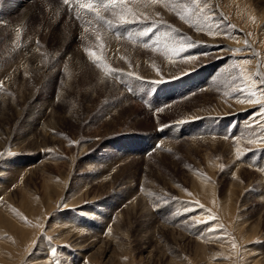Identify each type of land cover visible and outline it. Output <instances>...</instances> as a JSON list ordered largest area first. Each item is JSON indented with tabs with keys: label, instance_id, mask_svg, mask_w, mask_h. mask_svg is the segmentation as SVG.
Here are the masks:
<instances>
[{
	"label": "rangeland",
	"instance_id": "rangeland-1",
	"mask_svg": "<svg viewBox=\"0 0 264 264\" xmlns=\"http://www.w3.org/2000/svg\"><path fill=\"white\" fill-rule=\"evenodd\" d=\"M18 1L0 0V264H264V0L129 3L110 27Z\"/></svg>",
	"mask_w": 264,
	"mask_h": 264
},
{
	"label": "snow or ice",
	"instance_id": "snow-or-ice-1",
	"mask_svg": "<svg viewBox=\"0 0 264 264\" xmlns=\"http://www.w3.org/2000/svg\"><path fill=\"white\" fill-rule=\"evenodd\" d=\"M62 2L65 5L70 4V0H62ZM75 2L79 5L80 9H85L86 14H92L94 15L96 21L106 24L109 27L112 25V21L106 19L104 16L101 15V12H107L111 13L113 17L116 18V20L121 24H128L132 21H135L137 19V12L132 8L128 7L129 3L134 4H143L144 7H148L153 4L161 3L167 6V4L171 3V0H75ZM194 4H197V6H200V0H192ZM119 5L120 11L117 12V6ZM201 11H203V7L200 8ZM185 11H188V9H185ZM81 13L77 11V18H79ZM141 16H143V13H140ZM144 19H147L146 16H143ZM181 19H184V16L180 17ZM88 23H91V21H88ZM88 29L85 28V31ZM100 37L98 36L97 39ZM191 46V43L184 44V43H173L171 46H169L170 50L173 52L174 55H179L180 53L187 50L188 47ZM87 51V50H86ZM89 55L95 58V53L89 52ZM98 58L94 59V62H97ZM245 64L249 63V61H244ZM99 63H97V67H99ZM257 75H259L257 73ZM258 83L264 84V78H261ZM251 95H255V92H253ZM243 102V101H241ZM251 102V101H249ZM260 101L257 100L256 103H259ZM261 143H264V140L260 141ZM249 143H254V141H249ZM55 249L52 250V255L55 256Z\"/></svg>",
	"mask_w": 264,
	"mask_h": 264
},
{
	"label": "bare ground",
	"instance_id": "bare-ground-1",
	"mask_svg": "<svg viewBox=\"0 0 264 264\" xmlns=\"http://www.w3.org/2000/svg\"><path fill=\"white\" fill-rule=\"evenodd\" d=\"M42 1V0H41ZM41 1H39L38 2V4H41ZM22 2H25V0L24 1H22ZM71 4H73V7L75 8V11H79L81 14H85L86 13V11H85V9H80L79 8V5L75 2V0H72V2H70ZM172 3V2H171ZM57 4V3H56ZM55 4V5H56ZM161 4V3H160ZM171 6H172V4H171ZM16 7L20 10L21 9V7H23V5H22V3H21V1L19 0L18 1V3L16 4ZM72 7V8H73ZM138 7V6H137ZM43 9H45V7H43ZM62 9H63V7L61 8V7H58V6H54V7H51L50 8V10L49 9H47L46 11H48L47 12V14H46V17L44 16V19H43V21H42V24H46L47 23V21H49V20H47V17H51V16H54V17H51V18H53V20H56V18H58L59 16H61V13H60V11H62ZM67 9V8H66ZM68 12V11H67ZM46 13V12H45ZM26 14H27V16H29L30 14H31V10L29 11V12H26ZM25 14V15H26ZM166 14H167V12H166ZM51 15V16H50ZM164 16V15H163ZM167 16V15H166ZM169 16V15H168ZM167 16V17H168ZM219 16H221V15H219ZM222 17V16H221ZM45 18H46V20H45ZM67 19H69V17L67 18ZM51 21V20H50ZM50 23V22H49ZM64 24L63 25H65L66 24V22H63ZM48 24V23H47ZM67 25L68 26H72L73 27V25L74 24H71V21H70V19L69 20H67ZM77 25V24H76ZM74 29V28H73ZM109 32L110 31H108L107 33L109 34ZM106 36V35H105ZM112 37V36H111ZM113 39V38H112ZM104 42H105V40L104 39H102ZM100 41H101V39H100ZM103 42V43H104ZM112 46H114V45H112ZM112 48H114V47H112ZM115 49H117V48H115ZM109 51V50H108ZM112 52H113V55H114V53H115V50H112ZM112 52H109L111 55H112ZM74 59V58H73ZM81 66V65H80ZM103 76H104V74H103ZM108 77V79H109V76H107ZM104 78H105V76H104ZM112 80V79H111Z\"/></svg>",
	"mask_w": 264,
	"mask_h": 264
}]
</instances>
